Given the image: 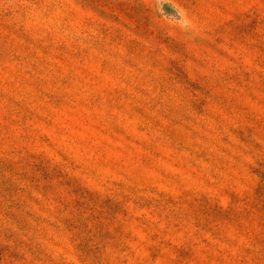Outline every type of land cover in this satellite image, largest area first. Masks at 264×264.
<instances>
[{"label": "rangeland", "instance_id": "1", "mask_svg": "<svg viewBox=\"0 0 264 264\" xmlns=\"http://www.w3.org/2000/svg\"><path fill=\"white\" fill-rule=\"evenodd\" d=\"M0 264H264V0H0Z\"/></svg>", "mask_w": 264, "mask_h": 264}]
</instances>
